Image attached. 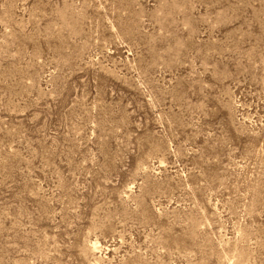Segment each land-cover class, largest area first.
<instances>
[{
	"label": "rangeland",
	"instance_id": "rangeland-1",
	"mask_svg": "<svg viewBox=\"0 0 264 264\" xmlns=\"http://www.w3.org/2000/svg\"><path fill=\"white\" fill-rule=\"evenodd\" d=\"M0 264H264V0H0Z\"/></svg>",
	"mask_w": 264,
	"mask_h": 264
}]
</instances>
